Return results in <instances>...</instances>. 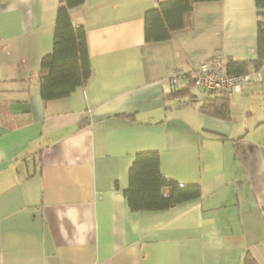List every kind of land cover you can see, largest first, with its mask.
Listing matches in <instances>:
<instances>
[{"label": "crops", "instance_id": "obj_1", "mask_svg": "<svg viewBox=\"0 0 264 264\" xmlns=\"http://www.w3.org/2000/svg\"><path fill=\"white\" fill-rule=\"evenodd\" d=\"M160 1L70 7L92 75L44 101L39 71L60 0H0V264H245L248 252L264 264L256 0L197 1L187 26L148 41L145 13ZM217 52L251 64L232 118L202 113L204 93L192 105L165 100L170 70L193 71ZM146 150L159 151L169 178L199 183L201 196L132 210L124 189Z\"/></svg>", "mask_w": 264, "mask_h": 264}, {"label": "trees", "instance_id": "obj_2", "mask_svg": "<svg viewBox=\"0 0 264 264\" xmlns=\"http://www.w3.org/2000/svg\"><path fill=\"white\" fill-rule=\"evenodd\" d=\"M83 0H60L53 33L52 50L41 60L39 71L40 93L44 101L68 96L78 87L86 84L92 75V63L83 26L72 21L70 7ZM197 1L206 0H164L145 13L146 40H161L171 37L174 30L187 26L190 13ZM258 25V57L251 64L254 70L264 63V0H256ZM250 62L228 59L227 68L233 73L249 72ZM188 73L186 86H174L164 95L165 100L178 99L180 105L194 104L197 95L192 78ZM252 80V78H251ZM251 80L249 83H251ZM247 83L245 87L249 84ZM203 91V90H201ZM198 109L208 115L223 119L232 118L230 108L233 91L206 92ZM202 188L199 183H180L166 176L161 169L158 150L138 152L129 169L128 185L124 195L134 211L165 210L180 203L199 198ZM245 264H258L250 252Z\"/></svg>", "mask_w": 264, "mask_h": 264}, {"label": "built area", "instance_id": "obj_3", "mask_svg": "<svg viewBox=\"0 0 264 264\" xmlns=\"http://www.w3.org/2000/svg\"><path fill=\"white\" fill-rule=\"evenodd\" d=\"M228 58L217 52L210 59L201 62L193 71L192 78L195 86L206 92L233 91L240 92L249 83L250 72L233 73L227 68ZM183 69H172L168 74L171 87L178 86L182 80L188 78Z\"/></svg>", "mask_w": 264, "mask_h": 264}, {"label": "rangeland", "instance_id": "obj_4", "mask_svg": "<svg viewBox=\"0 0 264 264\" xmlns=\"http://www.w3.org/2000/svg\"><path fill=\"white\" fill-rule=\"evenodd\" d=\"M195 91H196L197 93H199V94H203V91L201 92V90H200L199 88H197V87H195Z\"/></svg>", "mask_w": 264, "mask_h": 264}]
</instances>
